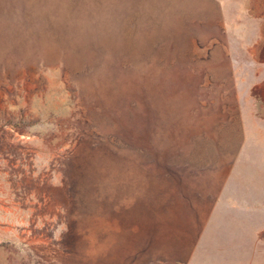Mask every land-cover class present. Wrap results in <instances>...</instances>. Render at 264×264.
<instances>
[{"label":"rangeland","instance_id":"1","mask_svg":"<svg viewBox=\"0 0 264 264\" xmlns=\"http://www.w3.org/2000/svg\"><path fill=\"white\" fill-rule=\"evenodd\" d=\"M263 12L0 0V264H264Z\"/></svg>","mask_w":264,"mask_h":264},{"label":"crops","instance_id":"2","mask_svg":"<svg viewBox=\"0 0 264 264\" xmlns=\"http://www.w3.org/2000/svg\"><path fill=\"white\" fill-rule=\"evenodd\" d=\"M258 2L260 3V0H258ZM250 19H252V21L257 24L256 36L253 38V40L250 43L244 45V49L246 53H248L249 60L251 61L250 66H252V70L254 73L253 82L249 85V88L251 89L256 87L257 84L264 81V77H259L256 75L257 74L256 68L258 66H262V64H260V58L262 59V53L260 52L263 51L264 49V12L263 14L254 15L253 17H250ZM262 109H264V106L262 107ZM252 113L256 114L254 112ZM175 250H179V249H175ZM180 252H184L187 254V250L185 249H182ZM81 259H82L81 261H76L75 264H91L90 257L88 258L83 257Z\"/></svg>","mask_w":264,"mask_h":264}]
</instances>
